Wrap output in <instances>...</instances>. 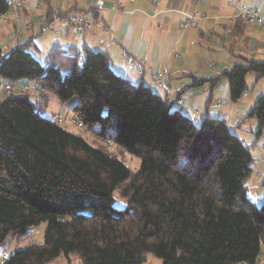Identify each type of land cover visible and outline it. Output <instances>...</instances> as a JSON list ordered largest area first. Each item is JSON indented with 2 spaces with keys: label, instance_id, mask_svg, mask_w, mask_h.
Segmentation results:
<instances>
[{
  "label": "trees",
  "instance_id": "1",
  "mask_svg": "<svg viewBox=\"0 0 264 264\" xmlns=\"http://www.w3.org/2000/svg\"><path fill=\"white\" fill-rule=\"evenodd\" d=\"M8 10V0H0V14ZM88 13L98 19L96 10ZM34 48V38L8 53L0 46V90L14 81L40 85L42 95L63 104L76 98L71 111L86 132L142 164L133 173L104 146L46 119V105L29 95L0 99V245L9 237L23 241L32 227L47 224L42 244L3 264L61 257L144 264L150 254L162 264L262 263L264 198L253 202L247 187L254 157L223 120L205 117L197 124L173 111L175 101L117 75L106 52L58 47L42 65ZM237 59L218 77L190 76L189 88L215 89L225 81L230 102H240L248 76L264 78V63ZM246 119L258 122L261 137L264 96ZM115 192L126 200L125 210L114 207Z\"/></svg>",
  "mask_w": 264,
  "mask_h": 264
},
{
  "label": "crops",
  "instance_id": "2",
  "mask_svg": "<svg viewBox=\"0 0 264 264\" xmlns=\"http://www.w3.org/2000/svg\"><path fill=\"white\" fill-rule=\"evenodd\" d=\"M46 1L44 8L38 6V0L29 1L30 5L20 23L22 32L15 43L13 36L18 29L0 22V46L6 53L30 38L35 40L34 49L48 58L58 47H76L80 50L89 47L96 53L106 52L112 59V68L117 75L135 85L143 84L160 96V92L164 93L162 97L175 101L174 111H179L197 124L205 117L223 120L231 132L249 147L254 157L253 174L263 178L264 133L257 137L258 122L246 118L257 99L264 96V78L258 80L255 75L249 81L251 84L246 96L236 104L229 100L228 84L225 81L215 89L189 86L192 83L190 76L218 77L239 62L237 58L244 57L264 63V27L241 23L229 25L228 18L236 12L228 3L230 0ZM98 1H103L101 9L95 8ZM232 1H240L245 8L256 10L264 16V0ZM49 6L58 8L62 13L85 16L100 26L89 29L82 39L68 34L60 36L59 43H55V31L41 34L36 29L40 25V16L46 13ZM90 9L98 12L97 20L93 18V13H88ZM197 13L194 26L182 30L180 24L186 20V15ZM217 18L219 21H216ZM26 25L28 29H24ZM224 26L233 28L232 33L226 35ZM126 56L143 62L145 70L128 69L125 65ZM163 67L170 73L167 89L159 86L149 73V70H162ZM249 82L247 80L248 85ZM218 102H222L219 109L214 111L209 108ZM63 111L66 113V108L60 109L61 113ZM263 198L264 194H260L257 201Z\"/></svg>",
  "mask_w": 264,
  "mask_h": 264
},
{
  "label": "rangeland",
  "instance_id": "3",
  "mask_svg": "<svg viewBox=\"0 0 264 264\" xmlns=\"http://www.w3.org/2000/svg\"><path fill=\"white\" fill-rule=\"evenodd\" d=\"M29 1L27 2L26 7L23 9L21 17H20V15L19 16L15 15V16L8 17L6 22L3 21V23L5 22L4 24L13 25L15 27L14 29H18V30H16V34H14V36H13L14 37V40H13L14 43L17 41V37H18L19 33L22 32V26H20V23L23 21L24 14L26 13V11L30 5ZM38 1H39L38 6H40L41 8L46 7V2H44L42 0H38ZM228 3L230 6H232L234 8L232 0L228 1ZM59 13H61V11L58 8H52L49 6L46 10V13L44 12V14L40 16V25L36 26L37 32L38 33L40 32L41 34H48L50 31L42 32L40 27L44 23H46V25H47V22H49L51 20L53 14L58 15ZM68 14H72V13L68 12ZM197 15H198V13L196 14V20H197ZM235 15H236V12L234 13V15H232L231 17L228 18V22L230 23L229 25H233L235 23H239V24L241 23V24H246V25H250V26L264 27V25H258L257 26V25H253L249 22L247 23L245 21H240L239 19L235 18ZM80 16H82V15H80ZM216 21H219V19L217 18ZM0 22H2V21L0 20ZM28 28H29V26L26 25V27L24 29H28ZM180 28L182 30H187L186 28H182L181 24H180ZM223 29H225L226 35H228V34L232 33L233 28H230L229 26L228 27L224 26ZM31 52L39 60V62L42 65H45L47 63L48 56H46L44 53L37 52L35 49H32ZM212 65H213V63H212ZM214 65L219 66V64H216V63H214ZM214 68H215V66H214ZM165 69L166 68L163 67L161 71H163ZM167 71H169V70H167ZM168 78L170 80V73H169ZM254 78H255V74H250L248 76L247 80L249 82V81H251V79H254ZM0 82H1V80H0ZM250 84L251 83L249 82V85H248L249 88L248 89H250ZM39 87H40V89H39ZM39 87L37 90L32 89L30 94H26V95H29L30 100L32 102H34L35 104H36L35 98L38 96V94L33 93V92H38L39 95L45 94L42 92V88L40 85H39ZM3 89L4 88L2 87V89L0 90L1 91V98L0 99H4L5 97H9L8 95H6V93L3 91ZM252 93L253 92H251V94ZM160 94L162 96H165L164 93H162V92H160ZM18 95L21 96V94H18ZM76 102H77V99L75 98V99H72L71 101L63 104V103L59 102V100L57 98L50 96V98H48L47 102L45 103V105L47 104L46 105L47 108H45L43 116L48 120H54L55 117L64 114V115H62L63 123L60 125L63 129L67 130L70 134L84 138L91 145L95 144L98 146H104L106 150H109L110 153H112L116 157H118L126 165V167L130 171H132L133 173L139 172V170L141 169V164H142V162L139 158L132 156L126 152L121 151L117 146H115L112 143L104 142V141L96 139L95 137L90 135L88 132H86L85 129H81L76 125L75 120H77V119L73 117L74 115L71 111L72 108L75 106ZM62 108H66V110H67L66 113H65V111H63L62 113L60 112V109H62ZM173 111H174V109H173ZM54 114H56V115H54ZM263 182H264V176H263V178H260V176L257 177V174H253L252 177L250 178V180L248 181V184H247L248 197L255 203L257 202L258 196H260V194H263V192H264L263 187H262ZM113 198H114V207L116 209L125 210L127 208V202H126V200H124L120 197L119 192H115L113 194ZM46 228H47V224H45V223H43L39 226H36V227H32L30 229L32 234L29 237H27L26 239H24L23 241H19V242L17 240L14 241L11 237H9L3 244L0 245V254H6V255L10 256V255H13L16 251L23 250V249L29 247L31 244H42L44 242ZM261 260H262L261 264H264V255L262 256ZM0 264H3V263L0 262ZM50 264H79V262H78L77 258H75V257H71V263L67 259H65L64 257H61V258L53 261ZM144 264H162V262L150 254L147 256V260Z\"/></svg>",
  "mask_w": 264,
  "mask_h": 264
},
{
  "label": "built area",
  "instance_id": "4",
  "mask_svg": "<svg viewBox=\"0 0 264 264\" xmlns=\"http://www.w3.org/2000/svg\"><path fill=\"white\" fill-rule=\"evenodd\" d=\"M29 0H8L9 10L5 14H0V20L7 21L8 17L15 16V15H22L23 9L26 7V4ZM236 15L235 18L239 19L240 21L249 22L253 25H264V16H261L258 11L256 10H249L243 6V4L239 1L237 3L233 2ZM103 6V1H98L95 4L96 9H101ZM59 12V11H58ZM63 15V16H62ZM62 16V17H61ZM196 20V15H186V20L181 23L182 28H189L191 26H194ZM4 22V23H5ZM99 23H95L94 20L87 19L85 16H80L78 14H64L59 13L58 15L53 14L52 18L49 22L44 23L40 29L42 32H48V31H55L56 38L54 39L55 43H59L60 36L72 34L80 39L84 36V34L89 29H94V27H99ZM125 65L128 69L135 71V70H145V64L143 62H139L132 57L126 56L125 57ZM220 68V67H218ZM149 73L153 80H155L159 86L167 89V83L169 81V71L167 69L161 71V70H155L152 71L149 70ZM39 85H31V84H22L17 83L14 81H7L3 86V91L8 96H12L15 94H21L26 95L30 94V92L33 90H37ZM40 89V87H39ZM38 94V96L35 98L37 106H44L47 102L48 96L47 95H39L38 92H33ZM221 102H218L217 104L210 105L211 110H217L221 107ZM64 115V114H62ZM62 115H59L55 117L54 121L57 122L59 125L63 123V117ZM76 125L84 129V126L79 121L75 120ZM9 259L8 255L6 254H0V262L4 263Z\"/></svg>",
  "mask_w": 264,
  "mask_h": 264
}]
</instances>
